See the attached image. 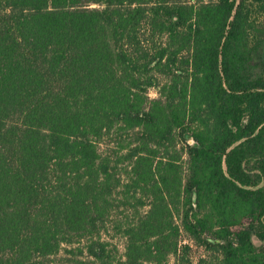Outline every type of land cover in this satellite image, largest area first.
I'll return each instance as SVG.
<instances>
[{
  "label": "trees",
  "instance_id": "16d2710c",
  "mask_svg": "<svg viewBox=\"0 0 264 264\" xmlns=\"http://www.w3.org/2000/svg\"><path fill=\"white\" fill-rule=\"evenodd\" d=\"M183 232L264 264V0H0V264H166Z\"/></svg>",
  "mask_w": 264,
  "mask_h": 264
},
{
  "label": "rangeland",
  "instance_id": "374dc122",
  "mask_svg": "<svg viewBox=\"0 0 264 264\" xmlns=\"http://www.w3.org/2000/svg\"><path fill=\"white\" fill-rule=\"evenodd\" d=\"M151 96L156 97V93L154 91H151ZM108 140L112 145H116V143L118 142V137H116V135L114 134L113 137H109ZM105 239L109 240L110 243L117 248L118 258L125 253V239L115 230L109 229V233L105 236ZM180 241L182 247L184 245H189L190 248L184 251L182 247H180L181 252L179 253V256H170L166 261V264H185L187 262L197 264L200 260L206 259V257L208 256V253L205 251V249L196 245V243L193 242L186 233L183 232L181 234ZM255 244L259 247L262 242L256 240Z\"/></svg>",
  "mask_w": 264,
  "mask_h": 264
},
{
  "label": "water",
  "instance_id": "95a60500",
  "mask_svg": "<svg viewBox=\"0 0 264 264\" xmlns=\"http://www.w3.org/2000/svg\"><path fill=\"white\" fill-rule=\"evenodd\" d=\"M253 239H254V243H255V241H256V240H258V239H257V237H255V236H254V238H253Z\"/></svg>",
  "mask_w": 264,
  "mask_h": 264
}]
</instances>
